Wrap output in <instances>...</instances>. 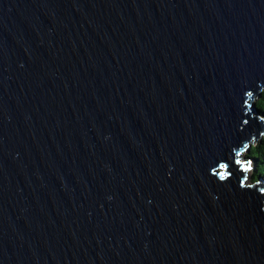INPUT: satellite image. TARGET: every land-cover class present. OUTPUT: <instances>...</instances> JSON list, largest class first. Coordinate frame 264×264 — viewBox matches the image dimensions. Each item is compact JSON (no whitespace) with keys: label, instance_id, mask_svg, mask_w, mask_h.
<instances>
[{"label":"water","instance_id":"1","mask_svg":"<svg viewBox=\"0 0 264 264\" xmlns=\"http://www.w3.org/2000/svg\"><path fill=\"white\" fill-rule=\"evenodd\" d=\"M264 0H0V264H264Z\"/></svg>","mask_w":264,"mask_h":264},{"label":"trees","instance_id":"2","mask_svg":"<svg viewBox=\"0 0 264 264\" xmlns=\"http://www.w3.org/2000/svg\"><path fill=\"white\" fill-rule=\"evenodd\" d=\"M255 105L264 116V89L260 91V97L255 100ZM248 150L246 157L251 160L253 167L251 180H255L258 176L264 179V133L256 143H250Z\"/></svg>","mask_w":264,"mask_h":264},{"label":"rangeland","instance_id":"3","mask_svg":"<svg viewBox=\"0 0 264 264\" xmlns=\"http://www.w3.org/2000/svg\"><path fill=\"white\" fill-rule=\"evenodd\" d=\"M258 140V139H257ZM257 140L255 139V140H250L249 141V143H256L257 142ZM248 147H249V144H248V146H246V147H244V149L240 152V155L239 156H243V157H245V158H247L246 156H247V153H248ZM248 159V162L251 164V165H249V167L247 168V175L249 176V178H247V181L246 182H248V181H252L251 180V173L253 172V167H252V162H251V160L249 159V158H247Z\"/></svg>","mask_w":264,"mask_h":264},{"label":"bare ground","instance_id":"4","mask_svg":"<svg viewBox=\"0 0 264 264\" xmlns=\"http://www.w3.org/2000/svg\"><path fill=\"white\" fill-rule=\"evenodd\" d=\"M264 132H262V134H263Z\"/></svg>","mask_w":264,"mask_h":264}]
</instances>
